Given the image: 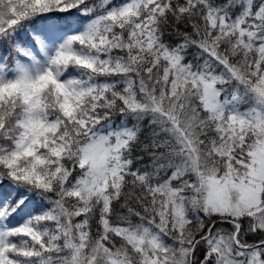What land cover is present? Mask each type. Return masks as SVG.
<instances>
[{
  "label": "snow or ice",
  "instance_id": "obj_1",
  "mask_svg": "<svg viewBox=\"0 0 264 264\" xmlns=\"http://www.w3.org/2000/svg\"><path fill=\"white\" fill-rule=\"evenodd\" d=\"M0 264H264V0H0Z\"/></svg>",
  "mask_w": 264,
  "mask_h": 264
}]
</instances>
